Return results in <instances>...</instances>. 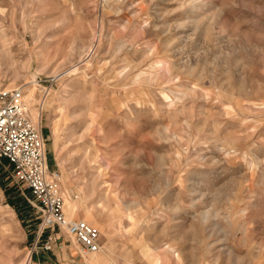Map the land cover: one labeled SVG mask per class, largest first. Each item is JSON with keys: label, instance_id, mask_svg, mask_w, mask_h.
Returning <instances> with one entry per match:
<instances>
[{"label": "rangeland", "instance_id": "374dc122", "mask_svg": "<svg viewBox=\"0 0 264 264\" xmlns=\"http://www.w3.org/2000/svg\"><path fill=\"white\" fill-rule=\"evenodd\" d=\"M15 89L67 218L101 233L85 264H264V0H0ZM11 168L0 264L51 263Z\"/></svg>", "mask_w": 264, "mask_h": 264}, {"label": "built area", "instance_id": "2783aa9c", "mask_svg": "<svg viewBox=\"0 0 264 264\" xmlns=\"http://www.w3.org/2000/svg\"><path fill=\"white\" fill-rule=\"evenodd\" d=\"M12 167L11 176L29 202L39 210L41 224L36 252H51L62 233L79 246L85 257L102 250L101 233L84 220L68 219L59 192V174L46 165L45 142L34 121L24 89L0 92V161Z\"/></svg>", "mask_w": 264, "mask_h": 264}, {"label": "crops", "instance_id": "0c3cea01", "mask_svg": "<svg viewBox=\"0 0 264 264\" xmlns=\"http://www.w3.org/2000/svg\"><path fill=\"white\" fill-rule=\"evenodd\" d=\"M42 254L52 255L53 258L51 260V263L50 261L48 262V260H45V263H42L40 258H38V263L36 262L34 264H85L82 259H78V257H80L79 252L77 254H74L73 251L68 247V245H66V242L61 239V237H59V239L55 242L53 250L51 252L42 251ZM91 255L94 254H90V257ZM43 257L44 256H41V258Z\"/></svg>", "mask_w": 264, "mask_h": 264}, {"label": "bare ground", "instance_id": "6f19581e", "mask_svg": "<svg viewBox=\"0 0 264 264\" xmlns=\"http://www.w3.org/2000/svg\"><path fill=\"white\" fill-rule=\"evenodd\" d=\"M66 214V213H65ZM67 216V215H66ZM84 221H86V220H84ZM87 222V221H86ZM102 249H103V247H102ZM102 251V250H101ZM98 253H100V252H98ZM98 253H94V254H98ZM102 260V259H101ZM96 263H98V264H100L102 261H100V259H97V261H95Z\"/></svg>", "mask_w": 264, "mask_h": 264}]
</instances>
